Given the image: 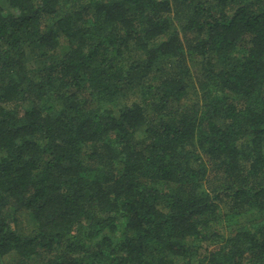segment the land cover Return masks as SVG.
<instances>
[{
  "label": "trees",
  "instance_id": "16d2710c",
  "mask_svg": "<svg viewBox=\"0 0 264 264\" xmlns=\"http://www.w3.org/2000/svg\"><path fill=\"white\" fill-rule=\"evenodd\" d=\"M0 264H264V0H0Z\"/></svg>",
  "mask_w": 264,
  "mask_h": 264
},
{
  "label": "rangeland",
  "instance_id": "374dc122",
  "mask_svg": "<svg viewBox=\"0 0 264 264\" xmlns=\"http://www.w3.org/2000/svg\"><path fill=\"white\" fill-rule=\"evenodd\" d=\"M62 48H63V50H65V49H66V45H62ZM62 48H61V49H62Z\"/></svg>",
  "mask_w": 264,
  "mask_h": 264
}]
</instances>
